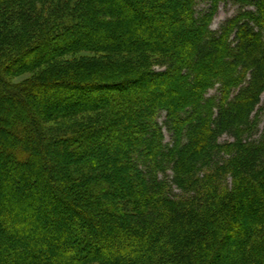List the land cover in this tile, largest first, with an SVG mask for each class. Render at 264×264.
Here are the masks:
<instances>
[{"label":"trees","instance_id":"trees-1","mask_svg":"<svg viewBox=\"0 0 264 264\" xmlns=\"http://www.w3.org/2000/svg\"><path fill=\"white\" fill-rule=\"evenodd\" d=\"M220 1L0 0V264H264V0Z\"/></svg>","mask_w":264,"mask_h":264},{"label":"rangeland","instance_id":"rangeland-1","mask_svg":"<svg viewBox=\"0 0 264 264\" xmlns=\"http://www.w3.org/2000/svg\"><path fill=\"white\" fill-rule=\"evenodd\" d=\"M211 2H212V0H198L197 10L199 12L207 10L211 6ZM239 9H240V5L235 3L233 0H221L219 5H218V9H217V11H216V13L212 19L211 27L213 29L218 30L221 27V25L227 19L234 17L238 13ZM83 55L84 56H91V55H88L86 53H80V54L78 53L76 55L68 56L66 58L76 59V57L83 56ZM9 78L12 79V77H9ZM23 78H25V77L18 78L15 80L16 81L22 80ZM183 88L185 89V86ZM217 94H219V86L218 85L208 91V95H217ZM255 115L258 116V119L260 122V128L262 130L264 128V93L262 95L261 104L259 105L258 109L256 110ZM164 118H165V115H164V113H162V115L160 117V121L162 123L164 121ZM164 135H165V141L168 143H171L172 142V133L167 129L166 126H164ZM230 139H231L230 137L225 135L221 138V141L224 142V141H228ZM177 193L180 194L179 191H177Z\"/></svg>","mask_w":264,"mask_h":264}]
</instances>
